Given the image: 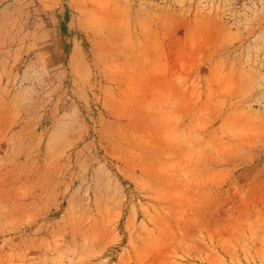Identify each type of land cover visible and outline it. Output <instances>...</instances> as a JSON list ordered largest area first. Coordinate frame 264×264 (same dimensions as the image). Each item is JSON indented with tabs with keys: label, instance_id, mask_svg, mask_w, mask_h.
<instances>
[{
	"label": "rangeland",
	"instance_id": "rangeland-1",
	"mask_svg": "<svg viewBox=\"0 0 264 264\" xmlns=\"http://www.w3.org/2000/svg\"><path fill=\"white\" fill-rule=\"evenodd\" d=\"M0 264H264V0H0Z\"/></svg>",
	"mask_w": 264,
	"mask_h": 264
}]
</instances>
